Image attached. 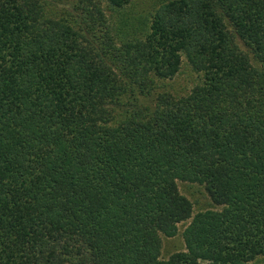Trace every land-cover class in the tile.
I'll use <instances>...</instances> for the list:
<instances>
[{
	"label": "trees",
	"instance_id": "trees-1",
	"mask_svg": "<svg viewBox=\"0 0 264 264\" xmlns=\"http://www.w3.org/2000/svg\"><path fill=\"white\" fill-rule=\"evenodd\" d=\"M132 1L0 0V264H264V0Z\"/></svg>",
	"mask_w": 264,
	"mask_h": 264
},
{
	"label": "rangeland",
	"instance_id": "rangeland-1",
	"mask_svg": "<svg viewBox=\"0 0 264 264\" xmlns=\"http://www.w3.org/2000/svg\"><path fill=\"white\" fill-rule=\"evenodd\" d=\"M55 10L56 8H70L77 0H46ZM132 13H148L151 7V0H133L130 4ZM184 63V62H183ZM197 80L195 72L191 71L184 64L180 71L171 79L163 81L164 88L170 92L181 93L189 90ZM177 187L180 193L186 196L192 204V214L205 208H217L210 204L203 188L193 182L177 180ZM189 219L177 223V231L172 236H161L160 257H166L175 250L184 248L181 230Z\"/></svg>",
	"mask_w": 264,
	"mask_h": 264
}]
</instances>
